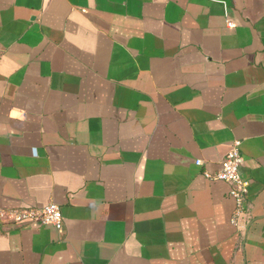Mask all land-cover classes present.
Returning a JSON list of instances; mask_svg holds the SVG:
<instances>
[{"label": "crops", "instance_id": "obj_1", "mask_svg": "<svg viewBox=\"0 0 264 264\" xmlns=\"http://www.w3.org/2000/svg\"><path fill=\"white\" fill-rule=\"evenodd\" d=\"M49 202L0 264H264V0H0V209Z\"/></svg>", "mask_w": 264, "mask_h": 264}, {"label": "built area", "instance_id": "obj_2", "mask_svg": "<svg viewBox=\"0 0 264 264\" xmlns=\"http://www.w3.org/2000/svg\"><path fill=\"white\" fill-rule=\"evenodd\" d=\"M228 24L232 25L233 22L228 20ZM197 163L200 165L203 160L198 159ZM243 165L241 140L236 139L221 161L220 168L216 172L205 171V176L209 179H219L230 183V195L235 200L231 220L240 229H244L250 221L247 207L249 182L242 176L241 167ZM0 218L14 223L52 224L59 230H62L64 226L61 206L56 202H49L43 206L0 209Z\"/></svg>", "mask_w": 264, "mask_h": 264}]
</instances>
